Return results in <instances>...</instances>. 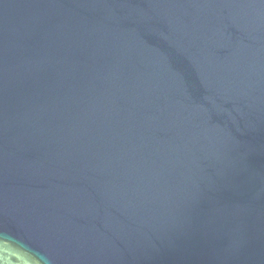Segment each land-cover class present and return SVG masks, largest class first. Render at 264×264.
<instances>
[{
    "label": "water",
    "instance_id": "water-1",
    "mask_svg": "<svg viewBox=\"0 0 264 264\" xmlns=\"http://www.w3.org/2000/svg\"><path fill=\"white\" fill-rule=\"evenodd\" d=\"M0 264H264V0H0Z\"/></svg>",
    "mask_w": 264,
    "mask_h": 264
}]
</instances>
